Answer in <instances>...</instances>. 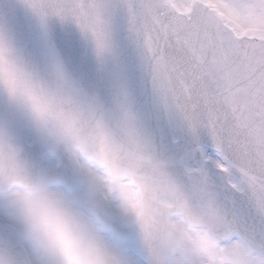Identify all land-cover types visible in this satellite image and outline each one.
<instances>
[{
    "label": "snow or ice",
    "instance_id": "1",
    "mask_svg": "<svg viewBox=\"0 0 264 264\" xmlns=\"http://www.w3.org/2000/svg\"><path fill=\"white\" fill-rule=\"evenodd\" d=\"M0 264H264V0H0Z\"/></svg>",
    "mask_w": 264,
    "mask_h": 264
}]
</instances>
